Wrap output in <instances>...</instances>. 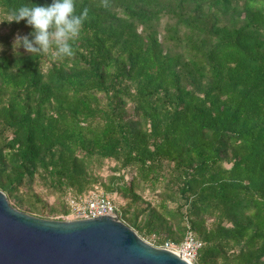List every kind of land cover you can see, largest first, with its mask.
Returning <instances> with one entry per match:
<instances>
[{
  "label": "trees",
  "instance_id": "1",
  "mask_svg": "<svg viewBox=\"0 0 264 264\" xmlns=\"http://www.w3.org/2000/svg\"><path fill=\"white\" fill-rule=\"evenodd\" d=\"M52 2L0 0L8 200L64 220L100 187L142 239L192 232L195 264H264V0H76L74 57L14 52L9 14Z\"/></svg>",
  "mask_w": 264,
  "mask_h": 264
},
{
  "label": "water",
  "instance_id": "2",
  "mask_svg": "<svg viewBox=\"0 0 264 264\" xmlns=\"http://www.w3.org/2000/svg\"><path fill=\"white\" fill-rule=\"evenodd\" d=\"M0 264H190L117 217L51 220L15 208L0 190Z\"/></svg>",
  "mask_w": 264,
  "mask_h": 264
},
{
  "label": "clouds",
  "instance_id": "3",
  "mask_svg": "<svg viewBox=\"0 0 264 264\" xmlns=\"http://www.w3.org/2000/svg\"><path fill=\"white\" fill-rule=\"evenodd\" d=\"M101 4L105 8L109 6L108 0H101ZM88 14L87 8L77 14L76 0H53L46 6L23 5L9 14L8 22L26 21L33 29L32 39L17 34L13 50L18 54L19 48L23 47L33 56H50L53 60L72 58L75 55L74 45Z\"/></svg>",
  "mask_w": 264,
  "mask_h": 264
},
{
  "label": "built area",
  "instance_id": "4",
  "mask_svg": "<svg viewBox=\"0 0 264 264\" xmlns=\"http://www.w3.org/2000/svg\"><path fill=\"white\" fill-rule=\"evenodd\" d=\"M67 208L69 214L64 217L65 220L73 219H91L100 216L117 217L121 221L120 208L115 203L114 199L104 192L92 191L82 196H70L67 199ZM151 245L170 250L179 255L190 264H195L198 250L202 243L195 238L192 232H188L184 241L175 243L166 241L163 245L157 246L154 242Z\"/></svg>",
  "mask_w": 264,
  "mask_h": 264
},
{
  "label": "rangeland",
  "instance_id": "5",
  "mask_svg": "<svg viewBox=\"0 0 264 264\" xmlns=\"http://www.w3.org/2000/svg\"><path fill=\"white\" fill-rule=\"evenodd\" d=\"M46 65V64H45ZM114 163L112 162H107V165L105 166L103 175H107L109 173L108 167L109 166H113ZM130 175H127V179H129ZM96 192H104L100 187L97 188ZM117 203L118 205L121 207V205H125L128 201V199L126 197H124L121 194H114V195H110ZM146 199L150 198V195L148 194V192H146L145 194ZM47 200L49 202V204L51 205L54 202V198L52 196H48ZM9 202L14 206L15 205V201L14 200H9ZM47 215L45 214V217ZM37 217V216H36ZM40 217V216H39ZM58 218V217H57ZM53 219V218H46V219H51V220H59V219ZM65 220V219H64ZM147 243L151 244L152 242H154V239H149V238H143Z\"/></svg>",
  "mask_w": 264,
  "mask_h": 264
}]
</instances>
